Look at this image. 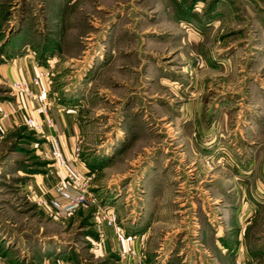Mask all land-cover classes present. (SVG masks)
<instances>
[{
  "label": "rangeland",
  "instance_id": "374dc122",
  "mask_svg": "<svg viewBox=\"0 0 264 264\" xmlns=\"http://www.w3.org/2000/svg\"><path fill=\"white\" fill-rule=\"evenodd\" d=\"M26 51L52 125L0 75V261L108 264L107 206L104 236L139 223L151 264H264V0H0V61Z\"/></svg>",
  "mask_w": 264,
  "mask_h": 264
},
{
  "label": "crops",
  "instance_id": "0c3cea01",
  "mask_svg": "<svg viewBox=\"0 0 264 264\" xmlns=\"http://www.w3.org/2000/svg\"><path fill=\"white\" fill-rule=\"evenodd\" d=\"M34 62L36 61H34L30 53L27 51L24 52L21 56H19V54H16L14 57L12 56L8 59L5 58L4 61H0V75L7 80L15 79L17 81H26L28 87L36 92L38 90L36 89L37 86L34 84L32 75L40 73L41 67L36 66V63ZM39 79L40 83H43L44 79L42 78V76H40ZM42 92L45 93V89H42ZM53 99L51 100L52 103L50 104L52 108H50L52 112L51 114L56 119V121H59L63 124L64 128L60 136L61 141L62 143L63 141L66 143V147H69L71 145L73 146L77 135L76 124L72 119L73 115L64 111H70V109L65 108L62 104L58 102V100L55 101L54 99L53 101ZM27 104L28 103H26V106H24L25 110L26 108L28 110ZM60 180H62V176H55L45 179L46 182L48 181L52 184H57ZM125 228L127 229H124L126 230L124 232V236L118 239L115 235L114 228L107 227V234L103 237L104 240L102 239V246L98 247L94 251L96 256L106 257L107 255L113 253L116 257L109 258L108 264H151L148 260L146 261L144 255L142 256L144 251V249H142V238L144 237V230L139 227V223H134L133 227L125 225ZM50 251H52V253L47 254ZM131 251L133 252V254H130ZM66 252L67 251H65L63 247L59 245H54L50 248L48 247V249L46 248V250L43 251L44 254H42V256L44 259H42L41 262H43V264H61L65 261V255L63 254H66ZM52 254L54 255L53 257ZM0 264L16 263H14V261H12L10 257L7 256L3 257V260L0 261Z\"/></svg>",
  "mask_w": 264,
  "mask_h": 264
},
{
  "label": "built area",
  "instance_id": "2783aa9c",
  "mask_svg": "<svg viewBox=\"0 0 264 264\" xmlns=\"http://www.w3.org/2000/svg\"><path fill=\"white\" fill-rule=\"evenodd\" d=\"M33 81H36V78H33ZM13 88H15L17 91L25 94V96L28 97L29 99V104L30 107L33 111H35L38 115H41L44 118V121L48 125H52V120L48 115V108H49V101L45 98L44 95L41 93H37L33 90H31L26 81L20 80V81H14L12 83ZM27 122L30 124L36 123V120L29 115L27 118ZM48 143L50 146L51 153L53 155L55 164L58 166H63L67 162L65 159V156L62 152L61 146L59 139L57 135L50 134L48 135ZM78 150V148H76ZM66 181L68 182L67 185H70V182L74 180V173L73 171H68L66 173ZM65 189V185L61 184L56 187V191L59 193H63ZM98 200V195L89 193L87 195L84 191L82 190H75L70 197V200L68 201L69 204L72 206L78 205V204H91L95 203ZM112 209L110 207H105L101 212L98 213L99 216V221L97 224V235L102 239L104 237V227L105 225H111L113 223V214H112ZM131 253H133L131 251Z\"/></svg>",
  "mask_w": 264,
  "mask_h": 264
}]
</instances>
